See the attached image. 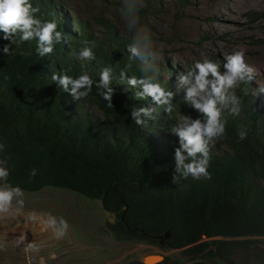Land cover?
Listing matches in <instances>:
<instances>
[{
    "label": "trees",
    "instance_id": "16d2710c",
    "mask_svg": "<svg viewBox=\"0 0 264 264\" xmlns=\"http://www.w3.org/2000/svg\"><path fill=\"white\" fill-rule=\"evenodd\" d=\"M30 3L40 9L36 15L42 20H56L64 41L43 58L35 51V41H17L12 56L0 53V144L5 146L0 161L9 170L8 183L28 191L66 188L96 199L113 215L114 221L106 224L115 237L181 248L182 254L208 248L226 258L230 248L247 240L201 238L264 235V105L255 102L259 93L250 94L245 83L235 90L241 112H224L227 138L210 149L211 179L173 181L178 143L169 125L180 111L197 116L182 102L183 93L175 91L173 74L181 70L175 73L168 62L156 63L158 80L174 92L175 105L170 114L157 109L141 128L128 114L149 101L134 99L135 90L121 79V72L140 75L138 62L128 59L127 41L113 32L92 36L81 21L68 19L58 0ZM5 43L0 39V47ZM84 46L93 48L95 60L76 59ZM106 66L113 69V108L106 106L95 85L87 98L74 101L51 80L53 72L73 77L87 72L96 81ZM237 129L247 131L243 141ZM166 230L169 234L163 237Z\"/></svg>",
    "mask_w": 264,
    "mask_h": 264
},
{
    "label": "rangeland",
    "instance_id": "374dc122",
    "mask_svg": "<svg viewBox=\"0 0 264 264\" xmlns=\"http://www.w3.org/2000/svg\"><path fill=\"white\" fill-rule=\"evenodd\" d=\"M58 1L68 19L81 21L92 36L113 32L126 45L131 42L120 13L122 0ZM139 20L160 57L156 63L168 62L175 73L196 59L222 64L225 54L242 50L245 63L253 69L251 79L242 84L253 96L259 93L255 102L264 105V93L259 91L264 87V0H143ZM162 74L169 77L167 69ZM176 79L173 74L174 87ZM22 191V204L14 200L12 208L0 212V264H128L131 260L154 264L164 259L173 264H264V235L203 236V240L245 239L247 244L230 248L226 258L208 248L187 255L181 248L115 237L106 224L113 215L96 199L54 186ZM33 213L37 219L30 218ZM60 219L67 221L68 228L58 236Z\"/></svg>",
    "mask_w": 264,
    "mask_h": 264
},
{
    "label": "clouds",
    "instance_id": "9594fccd",
    "mask_svg": "<svg viewBox=\"0 0 264 264\" xmlns=\"http://www.w3.org/2000/svg\"><path fill=\"white\" fill-rule=\"evenodd\" d=\"M143 0H122L121 16L127 31L131 34V42L127 45L129 61L138 62L139 76H128L121 72V79L135 90L134 99L149 101L147 106L133 107L128 114L135 124L143 128L154 118L157 109L170 114L174 109V92L164 87L158 80L156 61L160 58L153 50L152 40L147 28L140 25L139 11ZM40 9L34 7L30 0H0V39L8 41L0 47L5 57L15 53L17 41L20 43L35 41V51L41 57L53 53L55 45L64 41V35L57 30L56 20H42L36 14ZM134 30V31H133ZM79 61L91 62L96 59L93 48L81 47L76 54ZM253 69L245 63L242 50H234L224 55L223 63L211 59H196L190 66L179 72L175 91L182 92V102L193 109L197 116L178 112L168 131L177 138L178 146L173 150V181L189 177L193 179H211L208 171L211 162L210 149L227 138L224 112L239 116L241 99L235 90L246 79H251ZM113 69L103 67L99 79L94 81L87 73L76 77L66 72L51 74V80L68 93L72 100L87 98L93 90L106 102L108 108L112 103L115 89L112 86ZM264 93V87L259 89ZM150 98V100H149ZM239 141L247 136L245 129H237ZM4 145L0 144V151ZM32 175H35L33 170ZM9 170L5 161H0V212H6L13 206V201L22 204L23 191L19 186L8 183ZM31 219H37L35 213ZM51 224H56L55 219ZM68 228L64 219L59 220L57 235H63ZM24 237H21L23 240ZM31 247V245H29Z\"/></svg>",
    "mask_w": 264,
    "mask_h": 264
},
{
    "label": "water",
    "instance_id": "95a60500",
    "mask_svg": "<svg viewBox=\"0 0 264 264\" xmlns=\"http://www.w3.org/2000/svg\"><path fill=\"white\" fill-rule=\"evenodd\" d=\"M108 221L112 222V221H113V216H111V215L108 216ZM168 234H169V233H168V231L166 230L165 233L163 234V237L168 236ZM145 264H148V263H145Z\"/></svg>",
    "mask_w": 264,
    "mask_h": 264
},
{
    "label": "built area",
    "instance_id": "2783aa9c",
    "mask_svg": "<svg viewBox=\"0 0 264 264\" xmlns=\"http://www.w3.org/2000/svg\"><path fill=\"white\" fill-rule=\"evenodd\" d=\"M24 262H26V261H24ZM24 262H22V263L25 264Z\"/></svg>",
    "mask_w": 264,
    "mask_h": 264
},
{
    "label": "bare ground",
    "instance_id": "6f19581e",
    "mask_svg": "<svg viewBox=\"0 0 264 264\" xmlns=\"http://www.w3.org/2000/svg\"><path fill=\"white\" fill-rule=\"evenodd\" d=\"M156 257H158V256H156Z\"/></svg>",
    "mask_w": 264,
    "mask_h": 264
}]
</instances>
